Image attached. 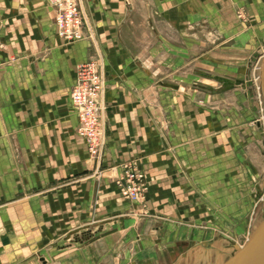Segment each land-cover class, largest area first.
I'll return each instance as SVG.
<instances>
[{
  "label": "crops",
  "instance_id": "0c3cea01",
  "mask_svg": "<svg viewBox=\"0 0 264 264\" xmlns=\"http://www.w3.org/2000/svg\"><path fill=\"white\" fill-rule=\"evenodd\" d=\"M211 1L213 5L207 0H81L94 32L69 41L59 35L56 12L48 0H0V264H36L35 253L52 246L63 231L72 238V231L80 229L92 233L82 247L105 245L116 252L118 246L124 249L132 230L147 224L156 234L139 238L141 246L192 232L196 243L182 239L174 244L188 246L178 264H201L216 256L217 264H222V256L213 252L216 245L203 251L206 239L216 238L221 230L222 218L213 221L206 215H225L233 222L229 214L239 207L242 196L233 159L253 186L264 175L254 157L239 150L231 116L226 131L222 124L227 107L238 114L230 96L239 95L241 85L246 92V83L226 88L203 74L209 72L207 66L199 65L200 75L223 84L221 90L207 94L195 90L183 71L194 31L200 32L210 21L209 12L215 14L216 26L222 19L223 8ZM236 2L262 23L259 34L264 36V0H235L232 5ZM158 11L165 15L164 31ZM138 16L148 34L138 29ZM178 17L193 24L183 23L178 30ZM216 29L232 39L225 62L238 65L239 58H251L250 52L239 54L240 48L234 46L239 45L233 43L236 31ZM180 35L184 41L178 45ZM159 39L167 43L159 47ZM164 49L183 57L162 61ZM88 60L99 61L105 78L101 117L107 143L102 161L89 156L71 101L78 66ZM178 73L182 78L175 79ZM214 74L241 80L217 70ZM127 162L146 173L144 206L118 194L115 181ZM142 206L148 215H140ZM165 229L167 236L161 234ZM59 244L60 240L55 243ZM132 244L137 246L134 240ZM136 254L141 264H159L148 248ZM110 260L118 261L113 255Z\"/></svg>",
  "mask_w": 264,
  "mask_h": 264
},
{
  "label": "rangeland",
  "instance_id": "374dc122",
  "mask_svg": "<svg viewBox=\"0 0 264 264\" xmlns=\"http://www.w3.org/2000/svg\"><path fill=\"white\" fill-rule=\"evenodd\" d=\"M207 1H208L207 2L208 5L210 3H212V5L214 4L211 0H207ZM233 1L235 0H216L217 8L219 9L223 8L222 10L224 11L221 19L222 22L218 21L217 26L221 27V29L224 30L227 29L228 31H231L230 29H232L233 31H236L238 37L233 40V43L239 44L234 46L240 49H237L235 47L232 48L237 49L239 54L250 52L251 58L250 59L239 58V62L237 63L238 65L229 64V62L228 63L225 62L226 60H228L226 59L227 57H225L226 56L225 54L227 53L225 49H231L232 39L225 38L219 35L216 29L217 18H215L214 13L209 12L211 8H208V12L210 13L209 15L211 17L210 21L203 24L205 27L200 28V32L194 31L196 32L195 33L196 37L192 35V41L190 45L191 53L189 54L188 66L185 70L183 69V71L186 73L185 76L189 75V77L187 78H189L191 82H194L193 86L195 90H202L207 94L221 90L223 84H221L219 81L213 78L200 75L199 65L207 66L208 69H210L207 70L209 72L215 73V70H217V72L220 74L226 73V74L235 75L233 78H239L243 80L244 83H246L247 85L246 92L243 91L241 85L239 86L240 89L239 95L232 94L230 96V99L234 103V106L236 107L238 114L236 115L235 112L231 113L230 108L227 107L226 109L227 111L224 110L223 112L222 124L224 130L226 131L225 127L231 125L230 119H232L233 126L237 127L239 133L238 135L241 143L239 150H243L244 152L249 153L251 157H254L256 165H258V167L260 166V171L262 175H264V85L262 78V70L264 64V36H261V34H259V31L260 33H262L261 31L262 23H258V21L255 20L253 15L249 14L246 5L238 4L236 2L233 6L232 5ZM77 3L79 4L80 7L79 12L82 18V26L79 35L71 41L81 40L88 32L89 33H91V31L94 32V24L91 21V16H88V14L82 10L81 0H77ZM156 3H163V0H159L158 2L156 0ZM218 3H220V6H218L219 5ZM156 7L158 8L159 6L156 4ZM178 9L180 10V7ZM192 9H194V7H192ZM229 9H231L233 13L227 12L229 11ZM220 13L221 12H219V14ZM156 16L160 28L164 31L167 28V25L164 22L165 15L159 12V14ZM179 17L177 18L175 24L176 29L178 30L181 29V27L184 26L185 24H186L185 27L189 24L191 25L193 24L192 22L190 23V21L183 22V18L179 20ZM141 20L142 19L138 16V25H139L138 29H140L142 33L144 32L148 34L149 31H147L148 29L146 25L144 24V22H141ZM236 22H238V25ZM198 38L201 39V42L199 43L198 40L200 39ZM176 39L177 41L175 43L178 45H181L180 42L184 41V38L181 35L179 38ZM159 40H160V42H158L159 47L164 43V41L165 44L167 43L166 40L164 41H161V39ZM154 45L155 44H153L152 46ZM158 46L156 48H158ZM248 47L250 49H246ZM158 50L162 51L161 49ZM221 52L223 53L221 54ZM181 57L183 56L176 53L172 54V52H170L167 49H164V51L160 53L161 60L162 61L164 60L165 62L169 60H174L175 62H178L179 60L182 59ZM221 57H222V61L220 62ZM241 67L243 68L241 70L235 69ZM181 74L182 73L175 74L174 78L175 79L182 78ZM165 75H163V77ZM171 76L172 73L171 75L168 76L169 79L171 78ZM195 78H202L203 82L199 83L198 81L195 80ZM210 85L214 86V89H210ZM101 94H102V90H101ZM102 98L103 97L101 96L100 102H102ZM228 116L229 117L231 116V118L228 119L229 118ZM247 128H249L250 131H247L246 130ZM230 152H231L230 156L234 157V151L230 150L229 153ZM88 153H89V149H88ZM89 156L94 158L96 161H102L101 159H103L102 155L99 158H95L94 156H91L89 153ZM233 163H234L233 167L238 169V177L240 182L242 183V186H240V192L242 193V196L239 198V207H238L239 209L235 207L234 209H236V211L229 214V217L233 218V222L232 221L230 222L229 220L230 218L228 219L227 217H225V215L223 217L219 214H211V213L206 215V218L208 220L212 219L213 221L218 220L219 217L222 218L221 220L223 223L222 228L221 230H217L218 234L216 238L214 239L207 238L206 239L207 246L203 247V251L207 252L208 250H210V248L213 245H216L215 246L216 248L214 247L213 252L214 254L216 252H219V255L222 256L223 259L222 264L225 263L230 257H232L235 254L236 249L234 245L236 243H238L241 247H243L245 246V244L257 240L258 237L264 233V180L263 181L260 180L258 184L253 186L249 182L248 180L249 178L246 175V173L243 171V168L240 165H239L240 167L238 166L239 168L237 167V163L235 159H233ZM127 166L128 167L130 166V162L125 163L123 165V169ZM135 166L139 168L141 171H143V173L146 176V173L143 169L137 166V164H135ZM100 172H101V167L97 171V173L99 174ZM243 176L246 178H244ZM115 183L117 186L118 194L126 201L134 202L126 197V193H125L126 186L124 183L123 185L119 183L118 177L116 178ZM260 186H262V188H260ZM146 200H147V192L144 198H142L138 203H142L144 206ZM143 206L139 208V211L141 213L140 215L143 216L148 215V211ZM150 225L151 224H147L146 226L144 225V228L142 230H138V231L132 230V232L127 236L124 249L122 250V248L118 246L116 247V249L118 248L116 252L114 250L111 251V249H109L110 247L105 245L102 246L97 245L89 248L82 247L88 243L87 240L92 236V233L90 231H85V230L82 231L81 229L74 230L72 231L73 233L72 238L70 237L71 236L70 232L67 234V236H64L67 231H63L62 238L60 237L56 239L57 241H53V243L51 244L52 246H49L47 248H42L43 249L42 251H40L37 254L35 253V260H36L35 263L36 264H141L139 255H137L136 253L137 251L138 252L146 251V248H148V252L150 253V255L151 254L154 255L155 260L156 261L159 260V264H172V262L174 261L173 259L176 260L173 262V264H178L179 261L177 260V258L185 257L181 255V252L185 250L188 246L186 247H181V245L177 246L174 245L175 242H181V240L183 239L184 241L192 240L196 243L197 240V238H195L196 235L193 234L192 232L184 233L183 236H172L171 238L167 239L163 235L166 234L167 236L169 230L165 229L164 231L161 232V234H163L162 237H164L163 239L164 242L160 241L159 244L157 245L154 243L156 241H152L153 245L151 247H147L146 245L141 246V244L138 243H140V241L143 238L146 240V238H150L154 236L153 232L156 234L154 230H151L149 228ZM170 232L173 233V231ZM59 240L61 244L56 246L55 243L58 242ZM132 240H134L137 243V246L132 244ZM176 248H179L177 252L175 251ZM168 250L173 251V257L169 254ZM112 255L114 256V259H118L117 261L118 263L110 260ZM216 259L217 256L214 259H207L206 257V259L202 261L201 264H217ZM148 264H153V261H150Z\"/></svg>",
  "mask_w": 264,
  "mask_h": 264
},
{
  "label": "built area",
  "instance_id": "2783aa9c",
  "mask_svg": "<svg viewBox=\"0 0 264 264\" xmlns=\"http://www.w3.org/2000/svg\"><path fill=\"white\" fill-rule=\"evenodd\" d=\"M48 1L56 12L55 21L59 35L69 41L75 39L82 26L77 0ZM104 86L105 78L99 62L88 60L78 66L76 81L71 90V101L78 114L77 131L86 140L89 153L95 158L103 156L107 143L101 117L103 105L100 102ZM118 180L121 185L124 183L126 186V197L134 202L144 198L149 187L143 171L131 163L129 167L122 169Z\"/></svg>",
  "mask_w": 264,
  "mask_h": 264
},
{
  "label": "water",
  "instance_id": "95a60500",
  "mask_svg": "<svg viewBox=\"0 0 264 264\" xmlns=\"http://www.w3.org/2000/svg\"><path fill=\"white\" fill-rule=\"evenodd\" d=\"M203 74L221 81L226 88H231L236 84L243 83L241 80L231 79L219 74L210 72H205ZM262 78L264 85V64ZM234 246L236 249L235 254L223 264H264V233L260 235L257 240L247 243L243 247H241L238 243H236Z\"/></svg>",
  "mask_w": 264,
  "mask_h": 264
},
{
  "label": "bare ground",
  "instance_id": "6f19581e",
  "mask_svg": "<svg viewBox=\"0 0 264 264\" xmlns=\"http://www.w3.org/2000/svg\"><path fill=\"white\" fill-rule=\"evenodd\" d=\"M244 82V81H243ZM241 85V84H240Z\"/></svg>",
  "mask_w": 264,
  "mask_h": 264
}]
</instances>
